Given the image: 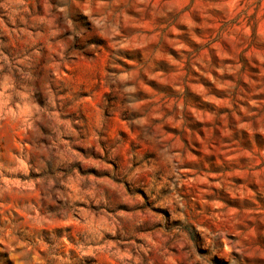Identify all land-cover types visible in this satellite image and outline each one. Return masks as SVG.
<instances>
[{
  "label": "clouds",
  "instance_id": "clouds-1",
  "mask_svg": "<svg viewBox=\"0 0 264 264\" xmlns=\"http://www.w3.org/2000/svg\"><path fill=\"white\" fill-rule=\"evenodd\" d=\"M0 264H264V0H0Z\"/></svg>",
  "mask_w": 264,
  "mask_h": 264
}]
</instances>
